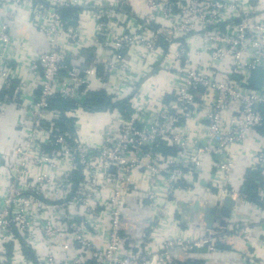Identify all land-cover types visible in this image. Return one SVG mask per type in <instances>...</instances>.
<instances>
[{
	"label": "built area",
	"instance_id": "built-area-1",
	"mask_svg": "<svg viewBox=\"0 0 264 264\" xmlns=\"http://www.w3.org/2000/svg\"><path fill=\"white\" fill-rule=\"evenodd\" d=\"M145 1L147 13L140 16L129 8L131 0H0L3 5H28L33 26L46 39V48L36 55L30 52L25 61L38 79V91L24 97V83L19 81L12 95L0 98V104L19 100L28 110L26 131L6 156L15 165L0 176V264H66L41 256L37 238L53 229L65 235L61 221L70 220L66 213L70 206L80 208L74 218L77 225L71 227L78 237L88 233L90 221L98 216L106 220L101 221V230L111 243L107 250L91 247V262L72 264H130L123 258L130 251L118 248L124 199L135 192L152 207L156 215L147 224L157 223L150 226L151 234L159 232L163 220L172 216L167 207L176 191L190 173L204 171L208 159L219 173V179L212 180L215 203L240 192L226 183L233 149L251 136L264 139L256 129L264 119L262 0ZM73 6L79 7L78 16L88 10L95 22L97 64L103 75L118 78L117 85L127 88L109 93L112 102L123 105L114 108L116 119L102 128L96 145L79 136L77 112L99 111L84 102L93 91L97 66L81 60L80 25L61 15V9ZM13 16L11 12L7 17ZM22 47L25 44L15 42L9 33L8 22L0 21V77L6 89L18 79L22 64L10 54ZM136 48L151 58L174 60L170 67L159 64V72L173 68L175 76L163 96L142 95L140 79L132 75L126 58ZM14 60L17 70L10 67ZM258 71L261 83L252 85ZM55 99L71 100L74 107H55ZM165 147L174 152L165 153ZM251 169L264 173V144L255 148ZM137 171L143 175V185L137 186ZM24 173L41 176L27 182L21 178ZM31 221L40 227L35 230ZM247 228L244 221L208 228L192 242L169 239L161 256L176 264L170 256L175 247L191 250L206 244L215 250L230 235L244 236ZM260 242L264 246V238ZM152 256L150 264L159 258Z\"/></svg>",
	"mask_w": 264,
	"mask_h": 264
},
{
	"label": "crops",
	"instance_id": "crops-1",
	"mask_svg": "<svg viewBox=\"0 0 264 264\" xmlns=\"http://www.w3.org/2000/svg\"><path fill=\"white\" fill-rule=\"evenodd\" d=\"M28 7L26 4L11 6L0 4V21L8 22L9 33L15 42L25 44V47L13 50L10 54L22 61V64L17 73L19 77L17 75L18 79L12 81L10 88H4V80L0 77V98L4 95H12L19 81L24 83V97H33L38 91V79L29 73V66L25 61L27 57H30V52L36 55L46 48V39L33 26ZM129 8L134 14L140 16L147 13L145 0H131ZM11 12L14 16L8 18ZM77 23L78 26L80 25V33L84 40L81 60L97 66V72L92 77V93H103L111 98L113 95L109 93L123 92L127 88L117 85L118 78L112 76L106 79L101 65L97 64L100 51L96 45V25L91 18V13L84 10L81 16L77 15L75 24ZM160 42L159 44L166 48L161 40ZM101 52L106 53L104 50ZM126 58L130 63L132 75L140 79L141 93L145 97L151 94L163 96L172 86L175 78L174 69L159 72L161 69L159 64L162 61L164 65L170 67L174 64L173 59L164 61L159 56L151 58L143 48H136L132 54H126ZM203 58L206 61V57ZM10 67L12 70L15 68L17 70L18 63L14 60ZM16 102L18 104L14 102L0 104L2 109L0 157H6L12 150V146L26 131L28 110L21 107V101L16 100ZM113 110H99L91 114L79 110L77 118L80 121L81 139L93 145L98 144L102 128L116 119L117 113ZM263 144L264 139L251 136L233 149V165L226 177V183L228 187L240 192L232 197H222L218 203L214 201L216 185L212 180L219 179V173H216L213 163L208 159V166L204 171L190 173L185 184L176 191L174 200L168 206L167 211L172 216H169L167 221L163 220L165 226L159 232L151 234L147 228V223L156 215L155 210L145 205L135 192L127 195L123 201L124 216L121 220L127 246L130 245L143 254L145 251L148 253V259L150 254L157 255L159 258L153 264H169L160 257V254L166 251L163 248L165 241L179 237L192 242L200 239L208 228L232 227L245 221L248 223V228L244 236L230 235L228 242L215 250H209L206 244L193 247L191 250L175 247L170 251L171 259L176 264H264V246L260 242L264 238V173L260 169H251L254 162V150L258 145ZM4 172L5 168L0 165V176ZM135 174L139 177L137 186L143 185L142 173L137 171ZM94 241L96 244H101L98 238Z\"/></svg>",
	"mask_w": 264,
	"mask_h": 264
},
{
	"label": "rangeland",
	"instance_id": "rangeland-1",
	"mask_svg": "<svg viewBox=\"0 0 264 264\" xmlns=\"http://www.w3.org/2000/svg\"><path fill=\"white\" fill-rule=\"evenodd\" d=\"M262 5L264 6V0H262ZM264 12V10H263ZM252 85H258L261 83V74L260 71L254 75V77L251 79ZM94 111H89V114L93 113ZM0 165L5 168V171L13 167L15 165V160L13 158H7V157H0ZM41 176V173L29 175L28 173H24L21 178H25L24 181L31 182L34 177ZM5 185L7 184L8 178L6 180L5 178ZM11 181V180H10ZM39 181V180H37ZM75 181H77L75 179ZM7 187V186H6ZM5 193L9 192L8 189H5ZM27 192H25L26 194ZM168 208V207H167ZM80 211L79 206H77L74 210L73 207L70 206L69 212H66L67 215L71 216L69 218L70 220H63L61 221V224L67 228V231L65 232V235L59 236L58 232L53 229L49 235H44L42 234L41 236H38V243H37V248L39 250V254L41 256H51L55 258L58 261H61L66 264H72V263H77L79 261H85L91 262L93 259L92 257L89 256V251L93 250L94 247H98L100 249H106L107 246L109 245V239H107V235L104 233L102 234L101 226L103 223L101 221H106L105 218H99L98 216H94L92 220L90 221L91 225L89 227L88 233L81 235L78 237V234L73 231V228L75 229L76 227V221H75V213ZM167 214L169 215V212L167 211ZM93 215V214H90ZM33 224L34 229L36 230L37 228L40 227V223L38 221L30 222ZM107 225V222L104 223ZM151 225H158L157 223L154 224L153 222H150L147 226L148 230L151 231ZM159 226V225H158ZM165 224L161 227L164 228ZM73 227V228H71ZM120 242L118 245V248H122L123 251H130V253L126 256H122L123 253H117L118 255L122 256L124 259L129 261V263L133 262H138L139 264H144L145 262L150 261V259L146 258L145 256H148V253L144 254L143 252H138L137 249H134V247L126 244V236L123 233V228L121 225V230H120ZM95 238H98L101 242V244H96L95 243ZM99 245V246H98ZM111 245V243H110ZM109 245V246H110ZM90 247V248H89ZM93 247V248H91ZM109 248V247H108ZM107 248V249H108ZM95 249V248H94ZM106 249V250H107ZM153 254L149 255L150 258H152ZM32 257V256H31ZM119 257V256H117ZM160 257L161 254H160ZM120 258V257H119ZM121 258V259H123ZM165 259V258H164ZM149 264V262H148Z\"/></svg>",
	"mask_w": 264,
	"mask_h": 264
},
{
	"label": "trees",
	"instance_id": "trees-1",
	"mask_svg": "<svg viewBox=\"0 0 264 264\" xmlns=\"http://www.w3.org/2000/svg\"><path fill=\"white\" fill-rule=\"evenodd\" d=\"M78 10H79V7H76V6L64 8V9H61V15L64 19H67L75 24V21L77 19ZM159 43L161 42L159 41ZM84 102H85V105L89 106L90 108H95V110L114 109L116 107L122 109V105H123V104L112 102L109 96L103 93H99V92L92 93L90 97L86 99ZM52 105L55 107H60V108H73L74 107L73 101L61 100V99H55ZM60 126H63V123H60ZM256 129L259 133L264 134V119H263L262 125L257 127ZM173 150L174 149L170 147L164 148V152L168 154L173 153L174 152Z\"/></svg>",
	"mask_w": 264,
	"mask_h": 264
}]
</instances>
